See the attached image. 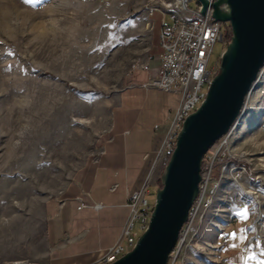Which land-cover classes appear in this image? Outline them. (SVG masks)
<instances>
[{"label":"rangeland","instance_id":"374dc122","mask_svg":"<svg viewBox=\"0 0 264 264\" xmlns=\"http://www.w3.org/2000/svg\"><path fill=\"white\" fill-rule=\"evenodd\" d=\"M177 3L0 0V264H51L45 258L44 205L92 157L120 92L150 64L161 20L150 10L170 13ZM188 6L197 10L198 0ZM225 49L223 42L215 45L210 70H219ZM238 122L233 153L255 172L243 182L247 194L222 183L175 264H240L241 240L230 235L224 259L218 239L232 223L242 234L244 221H233L241 202L249 212L248 241L259 233L242 264H264V68ZM167 162L152 175V203Z\"/></svg>","mask_w":264,"mask_h":264},{"label":"crops","instance_id":"0c3cea01","mask_svg":"<svg viewBox=\"0 0 264 264\" xmlns=\"http://www.w3.org/2000/svg\"><path fill=\"white\" fill-rule=\"evenodd\" d=\"M157 31L160 33V27H156ZM157 34L150 70L135 74L134 82L120 92L110 112L109 127L92 157L65 190L44 205L45 258L51 264H92L101 250L112 247L120 238L130 212L126 192L144 178L145 157L151 153L157 136L171 124L181 100L179 94L147 90L143 86L158 76L156 59L161 48ZM157 126L161 128L156 133ZM80 199L85 205L82 209ZM95 204L102 208L97 211ZM246 221L241 230L247 226ZM233 224L225 235L229 243L220 250L223 256V250L230 245V235L237 232ZM236 237L239 242V235ZM221 241L219 238V246ZM246 242L247 239L236 249L240 264L244 262L241 249Z\"/></svg>","mask_w":264,"mask_h":264},{"label":"built area","instance_id":"2783aa9c","mask_svg":"<svg viewBox=\"0 0 264 264\" xmlns=\"http://www.w3.org/2000/svg\"><path fill=\"white\" fill-rule=\"evenodd\" d=\"M208 1L212 5L216 0ZM190 2L192 0H178L175 10L170 13L154 8L150 10L151 17H154L155 12L161 15L160 33H158L161 53L156 59L159 63L158 76L150 79L143 86L147 90L156 89L168 94H179L181 100L171 124L157 136L151 153L145 157L144 178L136 188L126 192L130 212L125 225L121 228L120 238L112 247L101 250L92 264L115 263L135 247L139 234L147 230L154 207L149 199L152 195L150 189L152 175L157 172L161 163L169 160L176 147L183 122L205 101L211 82L218 73L210 70L209 64L215 45L223 41L221 24L214 21L213 8L210 5L203 14L201 2L198 1L197 10L189 8ZM149 70V64L142 66V72ZM238 123L237 120L231 130L211 147L203 160L200 193L189 212V222L180 234L177 247L171 252L169 264H175V258L188 239L192 225L202 216L203 211L212 207L218 187L222 183L230 181L247 194L243 182L245 179L253 178L255 172L251 165L237 161V156L233 153L232 140ZM160 128L161 126H157L155 132L160 131ZM254 198L258 199V197ZM80 202L82 203L83 200L80 199ZM243 205L244 202H241L237 206V213L243 210ZM84 207L82 203L79 209ZM101 208V204L94 205L97 211ZM233 219L234 222L237 221V214L233 215ZM255 233L249 241L247 238L246 245L241 249L244 262L248 256L247 249L259 237L258 229ZM227 237H222L221 247L229 243Z\"/></svg>","mask_w":264,"mask_h":264},{"label":"water","instance_id":"95a60500","mask_svg":"<svg viewBox=\"0 0 264 264\" xmlns=\"http://www.w3.org/2000/svg\"><path fill=\"white\" fill-rule=\"evenodd\" d=\"M202 3V13L209 8ZM216 23L231 26V40L205 101L183 122L156 188L149 226L135 247L113 264H169L200 193L203 160L243 116L264 68V0H216Z\"/></svg>","mask_w":264,"mask_h":264},{"label":"trees","instance_id":"16d2710c","mask_svg":"<svg viewBox=\"0 0 264 264\" xmlns=\"http://www.w3.org/2000/svg\"><path fill=\"white\" fill-rule=\"evenodd\" d=\"M221 32H222V36H223V41L222 42L225 43V45H227L230 42L231 36H232L230 24L229 23H227V24H221ZM155 33H156V28H155ZM155 37H156V34L154 35V38ZM220 63H221V60H220ZM161 186H162L161 185V181H160V179H158L157 182H156V184H155V187L158 188V187H161Z\"/></svg>","mask_w":264,"mask_h":264},{"label":"snow or ice","instance_id":"6c2138e0","mask_svg":"<svg viewBox=\"0 0 264 264\" xmlns=\"http://www.w3.org/2000/svg\"><path fill=\"white\" fill-rule=\"evenodd\" d=\"M27 2L31 3L33 2V0H27ZM248 216H249V212L247 210V208H244L243 211H241L240 213L237 214V217H238V220H241V221H246L248 219ZM241 235L239 236V239L241 240V242L245 241L247 239V230H244L242 229L241 230ZM233 239L236 238V234L233 233Z\"/></svg>","mask_w":264,"mask_h":264}]
</instances>
